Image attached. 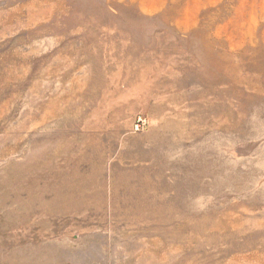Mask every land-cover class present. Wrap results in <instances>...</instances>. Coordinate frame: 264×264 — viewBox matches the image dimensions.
Masks as SVG:
<instances>
[{
  "label": "rangeland",
  "instance_id": "rangeland-1",
  "mask_svg": "<svg viewBox=\"0 0 264 264\" xmlns=\"http://www.w3.org/2000/svg\"><path fill=\"white\" fill-rule=\"evenodd\" d=\"M0 264H264V0H0Z\"/></svg>",
  "mask_w": 264,
  "mask_h": 264
}]
</instances>
